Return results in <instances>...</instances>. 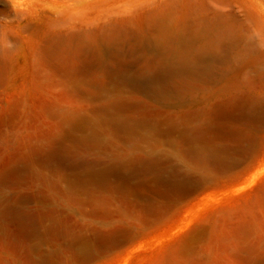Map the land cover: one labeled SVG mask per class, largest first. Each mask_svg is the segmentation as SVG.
Masks as SVG:
<instances>
[{
	"label": "rangeland",
	"instance_id": "374dc122",
	"mask_svg": "<svg viewBox=\"0 0 264 264\" xmlns=\"http://www.w3.org/2000/svg\"><path fill=\"white\" fill-rule=\"evenodd\" d=\"M172 1L173 23L231 28L213 80L160 101L118 85L106 55L87 65V47L146 32ZM117 104L133 136L97 116ZM79 119L99 142L44 163L90 133ZM86 167L116 171L85 182ZM0 264H264V0H0Z\"/></svg>",
	"mask_w": 264,
	"mask_h": 264
},
{
	"label": "bare ground",
	"instance_id": "6f19581e",
	"mask_svg": "<svg viewBox=\"0 0 264 264\" xmlns=\"http://www.w3.org/2000/svg\"><path fill=\"white\" fill-rule=\"evenodd\" d=\"M177 6L178 1H172L158 13H155L149 21L150 29L147 30L149 32L130 35L125 30L116 31L112 38L102 42V51L98 52L99 50L87 47L86 55L89 59L87 65H93L95 57L96 59L98 56L103 58L106 55L117 63V67L110 71V75L118 85L146 93L149 97L160 101L184 98L193 90L194 81L213 80L216 74L215 61L223 59L225 49L232 50L235 44L232 30L225 26L224 19L217 16L212 19L200 16L197 30L186 28L179 23H173L171 19ZM191 10L196 15L201 12L194 8L193 4ZM50 49L55 50L56 48L54 49L51 44ZM139 59L145 60L143 67L139 71H134L135 73L132 70L133 73L130 71L132 74L128 73V67L131 63ZM127 108L124 104H117L112 109L100 110L97 116L104 123L116 127L118 131L133 136L132 134L138 132L143 124L118 117ZM253 108L251 104H246V107H240V112H237L251 120H257ZM226 115L233 117L234 113H225ZM73 125L75 129L88 130L90 133L79 138H74L71 135L65 136L59 149L44 157V163L52 164L62 159L64 155L66 156V152L70 151L71 144L95 145L99 142L97 123L88 119H79ZM212 154L220 162L227 161L217 150L212 151ZM175 156L177 157V155ZM141 164H146L145 169L152 168L151 164L154 165V163L145 162ZM115 171L113 167L102 169L86 167L81 171L79 178L85 182L101 183L106 179L108 180ZM172 188L178 189L179 186L174 185ZM83 251L88 252L89 246L84 247Z\"/></svg>",
	"mask_w": 264,
	"mask_h": 264
}]
</instances>
